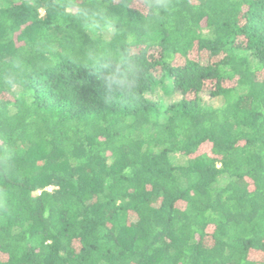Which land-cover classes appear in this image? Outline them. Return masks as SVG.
Returning a JSON list of instances; mask_svg holds the SVG:
<instances>
[{"label": "trees", "instance_id": "trees-1", "mask_svg": "<svg viewBox=\"0 0 264 264\" xmlns=\"http://www.w3.org/2000/svg\"><path fill=\"white\" fill-rule=\"evenodd\" d=\"M56 3L0 0V60L38 66L0 99V264H264V0H172L113 103Z\"/></svg>", "mask_w": 264, "mask_h": 264}, {"label": "clouds", "instance_id": "clouds-1", "mask_svg": "<svg viewBox=\"0 0 264 264\" xmlns=\"http://www.w3.org/2000/svg\"><path fill=\"white\" fill-rule=\"evenodd\" d=\"M55 8L61 27L74 22L79 29L76 36L91 41L74 62L99 80L108 93L106 103L138 99L146 76L139 49L152 43L147 37L171 10L172 0H57ZM116 8L134 9L139 21L130 22ZM48 51L57 49L51 47ZM28 56V50H16L0 60V99H20L31 91L29 85L36 78L38 66ZM11 156V146L7 142L0 144V163L7 164Z\"/></svg>", "mask_w": 264, "mask_h": 264}, {"label": "rangeland", "instance_id": "rangeland-1", "mask_svg": "<svg viewBox=\"0 0 264 264\" xmlns=\"http://www.w3.org/2000/svg\"><path fill=\"white\" fill-rule=\"evenodd\" d=\"M177 96H178L177 93H175L174 95H172L173 98H176ZM202 96H203V100L204 101H211V103L212 104H215V105L219 103V101H216V100L211 99L207 94H203Z\"/></svg>", "mask_w": 264, "mask_h": 264}]
</instances>
